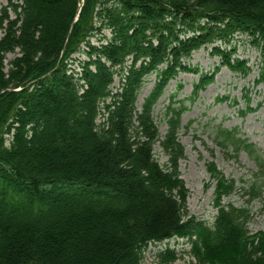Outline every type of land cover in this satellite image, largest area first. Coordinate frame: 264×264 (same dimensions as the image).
<instances>
[{"label":"trees","instance_id":"1","mask_svg":"<svg viewBox=\"0 0 264 264\" xmlns=\"http://www.w3.org/2000/svg\"><path fill=\"white\" fill-rule=\"evenodd\" d=\"M18 1L8 5L13 19L6 7L0 15V264H141L148 244L173 237L186 239L201 264H264V236L247 230V205L264 191L253 145L216 129V145L234 158L246 151L256 171L240 188L246 206L236 209L221 203L234 182L206 163L217 210L207 226L186 208L177 136L184 108L167 107L162 138L152 115L181 73L199 76L193 96L220 68L247 78L237 36L259 49L255 84L264 85V0ZM201 48L220 60L212 73L186 63ZM250 104L245 94L246 111ZM159 257L175 260L169 250Z\"/></svg>","mask_w":264,"mask_h":264},{"label":"rangeland","instance_id":"2","mask_svg":"<svg viewBox=\"0 0 264 264\" xmlns=\"http://www.w3.org/2000/svg\"><path fill=\"white\" fill-rule=\"evenodd\" d=\"M9 2L16 4L19 1L0 0V15L1 9L6 7L9 18L13 19L15 15L12 8L8 7ZM108 33L104 31L107 37H109ZM99 36L96 35L91 39V43L95 44ZM233 45L236 47V57L246 60L251 68L247 78L243 79L226 68H220L212 83L193 96L192 92L194 84L198 83V75L181 73L168 84L163 96L159 98L152 111L154 123L162 138L167 130V107L182 106L184 108L177 136L184 147V159L179 163V171L188 190L186 208L189 216L207 226L213 222L217 210L214 205L215 181L210 178L206 163L212 161L225 179L234 182V192L228 197H223L221 203L229 204L236 209L246 206L245 197L240 188L245 187L251 181L256 171L255 161L246 151L239 152L234 158L230 150L224 152L216 145V129L237 130L238 137L252 144L256 155L264 160V85L255 84L259 76L257 67L259 49L244 36H237ZM15 56L16 53L5 56V70L9 68V63ZM186 63L191 67H197L200 72L212 73L220 65V60L210 54V48H201ZM154 81V75L148 77L139 91L136 100L138 110L142 100L151 91ZM178 86L181 88L177 90ZM111 87L113 91L118 87L117 76L114 77ZM245 94L251 97L252 111L250 112L244 110ZM241 112H244L245 116H242ZM100 121L101 119L98 118L97 123ZM189 123L191 124L186 130L185 127ZM153 154L159 165L163 166L166 163L167 158L163 155L159 145L154 146ZM241 179L244 182H241ZM261 182L264 183V180ZM247 209L249 211L247 230L252 235L262 234L264 236V191L261 199L254 200L247 205ZM166 250L172 251L175 257V260L168 264H201L192 256L190 245L183 238H172L161 243L147 245L141 264H161L159 255Z\"/></svg>","mask_w":264,"mask_h":264},{"label":"water","instance_id":"3","mask_svg":"<svg viewBox=\"0 0 264 264\" xmlns=\"http://www.w3.org/2000/svg\"><path fill=\"white\" fill-rule=\"evenodd\" d=\"M68 37H69V33H68V35H67V37H66V40L68 39ZM64 51V50H63ZM63 51H62V53H63Z\"/></svg>","mask_w":264,"mask_h":264}]
</instances>
